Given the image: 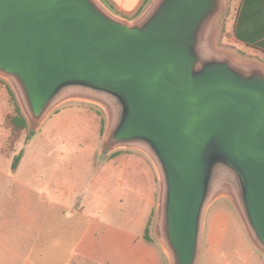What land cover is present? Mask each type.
<instances>
[{
    "label": "water",
    "instance_id": "95a60500",
    "mask_svg": "<svg viewBox=\"0 0 264 264\" xmlns=\"http://www.w3.org/2000/svg\"><path fill=\"white\" fill-rule=\"evenodd\" d=\"M226 0H153L134 23L102 0H0V76L38 127L68 99L104 105L105 148H134L162 182L171 264H198L223 184L264 252V66L213 46Z\"/></svg>",
    "mask_w": 264,
    "mask_h": 264
},
{
    "label": "crops",
    "instance_id": "0c3cea01",
    "mask_svg": "<svg viewBox=\"0 0 264 264\" xmlns=\"http://www.w3.org/2000/svg\"><path fill=\"white\" fill-rule=\"evenodd\" d=\"M106 2L112 12L129 20L146 7V0ZM230 3L224 32L216 31L214 42L219 36L228 47L221 52L241 61L238 55L244 50L250 58L264 57V0ZM104 145L105 141L97 156L104 158ZM30 146L6 176V187L15 195L0 207V264H171L157 238L158 183L153 188L151 180L145 186L142 182L143 172L152 177L144 157H120L115 166L102 159L87 168L92 173L82 175L72 173L73 161L61 160L57 174L50 175L45 161L29 157ZM31 164L38 165V173L29 169ZM118 168L123 173L113 174ZM224 239V234L220 238L211 234L207 251L224 264H233L220 252ZM251 244L260 253L250 252L243 264H264V252L252 238ZM203 252L204 241L198 264Z\"/></svg>",
    "mask_w": 264,
    "mask_h": 264
},
{
    "label": "rangeland",
    "instance_id": "374dc122",
    "mask_svg": "<svg viewBox=\"0 0 264 264\" xmlns=\"http://www.w3.org/2000/svg\"><path fill=\"white\" fill-rule=\"evenodd\" d=\"M152 2L153 0L146 5L134 20H129L113 13L121 20L134 23L143 16ZM230 2L231 0H226L224 14L219 18L217 23V31L224 32L223 25L225 17L229 13ZM213 46L220 51L228 49L221 42L219 36ZM244 54L247 55L245 56ZM238 56L246 62L264 64V57L257 55L250 58L252 56L247 50H244V53H240ZM0 79L4 82L0 85V207L8 204L7 199L13 193L6 187L7 173L16 158L22 156V152L28 144H31L29 157H36L45 161L47 166L43 167L50 170V175L57 174L55 167L56 164L61 163V160L65 161L63 164L73 161L72 173L82 175L84 173H92L87 168L90 164L100 163L102 159L115 166L114 161L118 160V158L135 154L146 159L147 162L145 163L149 169V176L152 174V177L148 179V176L146 177L143 172V185L145 186L146 182L151 180L153 188H157L158 183V220L156 230L157 238L161 242L159 217L162 200V182L154 161L141 150L124 147L111 150L109 153L104 149V158L97 156L101 144L103 148L110 127L111 116L109 110L97 102L68 99L55 107L45 122L36 127L30 121L15 83L1 76ZM11 93L15 95V99L21 107L23 114L29 120L28 128L17 136H13L6 126L7 118L14 115ZM56 146L60 148L59 153L55 151ZM37 166V164H31L29 169L38 173L39 169ZM116 167L118 166L116 165ZM144 167L143 169H145ZM112 173H123V169L118 168V170ZM229 189H231L229 185L223 184L207 209L203 228L204 252L201 264H224L221 262V259L207 251V239L211 234H215V232L216 238L222 237L223 234L225 235L224 244L220 252L228 260H233V264H243V260L250 252L251 254L260 253L254 250L251 244V236L241 214L238 202L232 195L228 194L227 191Z\"/></svg>",
    "mask_w": 264,
    "mask_h": 264
},
{
    "label": "trees",
    "instance_id": "16d2710c",
    "mask_svg": "<svg viewBox=\"0 0 264 264\" xmlns=\"http://www.w3.org/2000/svg\"><path fill=\"white\" fill-rule=\"evenodd\" d=\"M105 4H107L106 0H102ZM151 0H146L145 5L149 4ZM143 11V10H142ZM140 11L139 14L142 12ZM4 82L0 79V85H2ZM11 102L14 106V115L11 117H8L6 120V126L11 131L12 135L17 136L21 134L23 131H25L28 128L29 120L27 117L23 114V111L21 110V107L17 103L15 99V95L11 93ZM21 157L16 158V160L12 164V168L16 169Z\"/></svg>",
    "mask_w": 264,
    "mask_h": 264
}]
</instances>
